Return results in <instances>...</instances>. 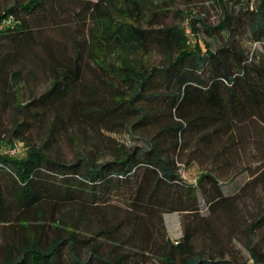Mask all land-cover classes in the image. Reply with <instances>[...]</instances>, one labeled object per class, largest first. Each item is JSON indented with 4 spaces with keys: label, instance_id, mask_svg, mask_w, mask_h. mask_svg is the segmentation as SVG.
<instances>
[{
    "label": "trees",
    "instance_id": "obj_1",
    "mask_svg": "<svg viewBox=\"0 0 264 264\" xmlns=\"http://www.w3.org/2000/svg\"><path fill=\"white\" fill-rule=\"evenodd\" d=\"M51 1L59 2L0 3V39H9L15 47V52L0 57L1 104L7 102L8 81L11 85L18 82L16 75L6 72L11 58L36 56L34 50L41 49L53 62L46 66L50 79L44 92L27 102H16L23 118L28 114L42 116L49 110L58 113L80 78V51L66 59L70 64H61L39 39L47 28L43 26L48 25H41L36 15ZM83 1L75 18L83 27L84 13L89 10L100 33L96 36L90 27L84 38L95 37L114 45L107 67L122 87L116 90L114 106L132 119L127 130L144 135L139 145L117 146L108 160L77 152L66 161L44 151L45 141L39 146L25 142L24 154L13 157L6 150L25 141L20 130L27 125L26 118L17 122L6 141L0 138V226H10L13 231L0 264H60L64 251L72 264H126L138 253L144 256L149 247L161 250L156 245L157 228L163 231L161 215L171 213L181 215V236L175 245L163 239L165 248L158 256L161 264H264V212L245 229L248 257L243 261L229 251L218 257L195 251L192 244L200 232L212 233L199 215L198 196L208 213L231 217V201L236 195L225 196L221 189L226 184L218 178L224 167L232 164L235 147L242 145L236 127L254 120V136L264 131V0H212L221 18L209 25L203 13L185 14L189 35L176 23L154 27L147 21L143 29L144 13L137 0H121L117 7L112 0ZM105 6L112 7L120 23ZM217 37L221 42L212 49L210 42ZM149 38L162 57L156 66H148L141 54L146 52L144 45ZM87 56L93 57L90 52ZM109 87L116 89L111 84ZM81 105L70 101L68 119L98 113ZM256 144L261 146L257 139ZM190 162L202 170L193 183L186 181L182 172ZM248 184L236 189H245ZM112 202L124 205L122 225L128 226L127 235L117 233L118 225L105 227L107 219L99 207ZM92 215H99L97 220L105 228L91 232ZM103 236L111 241L107 252L95 242ZM135 237L138 243L133 251H116L118 238L131 243ZM82 249L87 251L85 259L80 256Z\"/></svg>",
    "mask_w": 264,
    "mask_h": 264
},
{
    "label": "rangeland",
    "instance_id": "obj_2",
    "mask_svg": "<svg viewBox=\"0 0 264 264\" xmlns=\"http://www.w3.org/2000/svg\"><path fill=\"white\" fill-rule=\"evenodd\" d=\"M83 2V0H59L57 5L55 1L45 2L43 11L36 15L41 25L45 23L49 26H43L47 28L41 31L39 39L47 43V52H51L59 63L70 64L66 59H72L77 51L81 52L80 78L72 87V93L68 98L63 99L58 113L49 110L42 116L31 114L24 116L27 125L22 126L20 131L25 141H19L21 152L10 156L21 157L24 154L25 142L39 146L45 141L44 151L66 161H71L77 152L87 153L96 160H108L116 153L117 146L129 148L141 144L140 139L144 132L134 133L127 130V123L132 119L123 116L121 110L114 106L116 90H122L117 79L107 67L112 59L111 48L114 45L112 42L107 44L95 37L88 36L87 40L84 38V35H88L90 27L93 28L92 33L96 36L99 37L100 34L99 29L95 28L96 26L90 20L89 10L84 13L83 27L74 16L75 13L81 11ZM137 2L144 13L141 24L143 29L147 28L148 25L145 24L147 21L154 27L176 23L184 27L185 35H189L188 17L185 14L203 13L209 25H215L221 18V11L212 0H137ZM112 4L115 7L120 6L121 0H112ZM105 8L113 20L121 22L111 6H105ZM30 25L33 28L32 17ZM77 27L79 30L76 34ZM81 39H84V42H81ZM77 42L79 47H77ZM220 42V38L217 37L213 43L210 42L211 48H216ZM144 46L146 52L141 54L146 64L148 66L159 65L162 57L156 45L149 38L146 39ZM14 48V44L9 39H0V57L8 51L15 52ZM34 51L37 53L36 56L11 58L12 61L6 63L7 74L16 75L18 82L11 85L8 81L9 85L5 88L7 102L4 106L0 102V138L5 141L11 136L16 123L24 119L16 108V102L29 101L32 97L43 93L49 85L50 73L47 67L53 65V62L41 49ZM89 52L92 53V59L87 56ZM93 61L97 62V66ZM110 84L116 89L110 88ZM73 100L81 103V107L87 111L95 109L98 113L89 112L90 116L85 118L77 116L68 119V105ZM56 114L58 118L54 120ZM52 127L53 130L50 131ZM236 129L242 137L240 141L242 145L238 144L235 147L236 152L233 154L235 157L231 160L232 164L228 168L224 167L222 176L218 178L226 184V188L221 189L225 196L236 195V198L231 201V217H225L219 212L208 213L205 210V204L198 196L199 215L207 221L213 234L206 231L200 232L195 235L192 244L195 251H205L214 257L229 251L237 257L238 261H243L248 257L244 249L245 229L254 218L264 212V182H261L262 179L264 180V131L257 137L254 136L257 129L254 120L240 124ZM256 139L261 146H257ZM200 159L202 158H198ZM182 172L186 181H191L200 169L190 163ZM246 183L249 184L245 189H236ZM99 211L107 219L105 227L118 225L117 233H122V236L128 234V226L122 225V219L126 216L124 205L120 202H112L111 205L99 207ZM180 216L179 213L162 214L163 231L157 228L158 241L156 242L161 250L155 246L149 247L144 256L138 253L126 264H161L158 256L162 253V247L165 248L162 246L163 239L167 238L175 245L181 236ZM98 217L99 215L90 217L91 232H96L100 227L105 228L99 224ZM12 232L10 226H0V263L6 258L5 247L12 242ZM131 240L130 243L127 239L118 238L116 251L120 253L133 251L138 238ZM95 242L101 243L102 252H107L110 248L109 242L111 241L104 236L97 237ZM80 256L82 259L87 257L86 249L80 251ZM224 258L227 259L226 256ZM59 263L72 264L70 255L65 251L62 252Z\"/></svg>",
    "mask_w": 264,
    "mask_h": 264
},
{
    "label": "built area",
    "instance_id": "obj_3",
    "mask_svg": "<svg viewBox=\"0 0 264 264\" xmlns=\"http://www.w3.org/2000/svg\"><path fill=\"white\" fill-rule=\"evenodd\" d=\"M21 150H20V145H19V142H15L13 143L7 150H6V153L8 155H14V154H18L20 153ZM190 182H194V179L191 180Z\"/></svg>",
    "mask_w": 264,
    "mask_h": 264
},
{
    "label": "crops",
    "instance_id": "obj_4",
    "mask_svg": "<svg viewBox=\"0 0 264 264\" xmlns=\"http://www.w3.org/2000/svg\"><path fill=\"white\" fill-rule=\"evenodd\" d=\"M190 163L193 164L195 168H199V169H200V172L202 171L201 168H200L195 162H190ZM190 163H189V164H190ZM198 174H199V173H198ZM198 174H197V175H198Z\"/></svg>",
    "mask_w": 264,
    "mask_h": 264
}]
</instances>
